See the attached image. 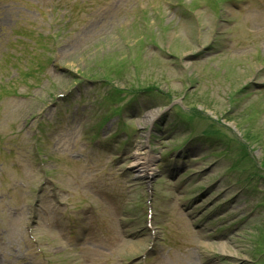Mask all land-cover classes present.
Returning a JSON list of instances; mask_svg holds the SVG:
<instances>
[{
  "label": "rangeland",
  "instance_id": "obj_1",
  "mask_svg": "<svg viewBox=\"0 0 264 264\" xmlns=\"http://www.w3.org/2000/svg\"><path fill=\"white\" fill-rule=\"evenodd\" d=\"M1 1L0 78L3 80L11 75L12 70L8 66L1 65L3 62L8 64L9 58L13 62L19 61L26 53L23 47L28 43L26 41L37 39L40 48L37 49L38 58L34 63L39 67L38 70L28 72L29 76H23L22 80H19L18 77V83H15L18 93L22 94L21 97L24 94L25 99L5 104L6 108L0 114V132L3 131L4 135H8L7 128L17 124L24 136L29 132L35 133L33 126L37 127L39 116L49 118L56 113L52 109L53 106H57L55 111H58L61 106H66L60 100L54 101L52 98L66 93L72 81L78 79V76L86 78L111 76L115 67L121 65V76L124 79L121 82L123 84L116 83L115 79L109 83L120 87L127 84L125 87L133 86L134 88L140 87L139 90L144 89L141 91V96L137 97L135 101L137 109L130 106L129 118L124 116L120 120V122L124 121L128 131L131 130L137 139L135 145L131 146V150L121 153L120 145L116 144L122 143V140L127 136H119L106 143L110 139L108 136L105 139L106 142H101L102 145L99 146L104 153L96 154L95 163H100V165L104 162L111 163L110 168L104 169L105 172H114L120 169L118 174L122 176V181L126 182L124 187L131 186L129 190L125 189L126 196L123 199L125 202L136 196L138 190L133 185L136 182L141 184L137 180H141L144 169H149L147 172L153 175L150 181L155 193V206L157 214L161 217L164 213L168 215L174 211L171 207L167 208L168 205H175L179 216L185 219L183 212L189 211L193 204L197 203V206L203 207L222 189L231 187L230 184L235 185L236 190L242 187L235 202V206L238 208L236 216L227 219L226 222L219 221L208 224L210 232H213L215 238L213 241L200 244L203 249H195L192 255L184 254V249L190 245L178 242L180 234L173 232L174 237L177 236L178 239H170L172 251L184 255L181 260L178 255L175 259L172 256L169 263L172 261V264H202L205 260L207 264H251L250 262L254 260L256 264H264V226L262 231H259V237L256 230L258 226L264 224V177L257 174L243 159L242 162H238L236 169L232 168L233 163L239 161L240 157L242 158L232 136L235 138L247 137L249 140L247 142L253 146L254 157L264 160V31L258 35L246 36L244 30L240 29L241 26L249 25V13L250 18L254 19L251 23H259L256 25L264 26V7L253 4L248 7L246 12L238 14V19H241L242 22L239 24L240 27H235L236 41L231 43L228 41L230 36L228 25L230 28H234L229 24V21L232 19L231 17H235V10L228 7L218 18H215L213 10L207 9L208 6L205 8L206 2L198 10L192 12L194 17H198L204 12L203 21L197 25L198 27H195L192 22L193 27L189 21L190 18L182 13L185 11L184 8H175L170 5L173 0H162L155 8H149L152 0H102L93 9L91 7L86 11H83L84 7L78 0H60L61 2L59 0ZM178 1L190 4L195 0ZM55 2L62 7V12L51 5ZM75 3L80 5L78 8L80 14L76 20L65 13V11L72 13L70 10ZM224 3L232 4L233 2L218 1L220 5ZM137 7L143 8L144 11ZM39 12L41 15H38ZM179 16H185L187 20L183 21ZM66 26L68 29L65 28ZM167 27L169 28L167 29ZM9 30L14 32L18 30L19 34L12 39L18 38L20 42L12 43V40L10 41ZM20 34L25 35L28 40L19 38ZM139 35L153 36L155 41V45H153L143 39L144 48L141 56L135 55L137 52L135 45L139 44L137 42ZM17 54H21L20 58L16 56ZM28 54L31 57L32 50ZM138 57L141 59L134 63L131 61ZM24 59H28L27 54ZM175 62L182 64L183 68L181 67L180 71L174 68ZM42 65L46 67H42L41 70ZM29 67V65L23 69L13 67V70L18 74H23ZM79 81L81 94H78L86 98H89L90 95L92 99L96 100L95 103L102 104V100H105L109 93L107 87L99 82L92 84ZM148 87H153V89L145 90ZM155 88L158 90H154ZM110 89L118 94L114 88L110 87ZM129 94L134 93H127L126 97L131 96ZM159 96H165V98H159ZM10 97L1 99L0 93V103ZM173 105L182 106L183 111L188 114H194V111L188 109L195 107L196 110L199 109L200 112H203L205 117L192 118L185 126H179L180 120L172 110ZM101 106L89 103L84 108H80L79 118L75 120V123L56 131L49 139V144H45V142L47 143L48 136L53 130L51 126H44L40 136L34 138L27 145L22 144L16 137V128H14L11 137H0V155L18 171L22 158H26L34 169L51 162V152L59 156L79 153L76 149L80 147V143L84 139L85 130L82 129L87 123L89 126L95 118H98L97 115L102 110ZM155 110L158 111L156 116L155 114L151 115L150 113ZM68 116L69 112L64 111L58 120L63 121ZM21 121L24 122L21 123ZM29 122L32 124L29 125ZM115 124L113 122L108 124L104 134L108 135L110 131H115L113 130ZM222 126L226 128L225 131L220 129ZM209 129L213 131H210L211 135L207 141L201 137L200 133ZM218 131H222V134L218 135ZM190 134L189 143L196 144L194 148L190 152L186 151L189 148V143H187L179 155L171 154L161 164L162 155L165 153L168 155L175 147L183 145L182 138L188 137ZM94 150L99 151L96 148ZM222 150L227 151L226 159L214 161L215 154ZM80 152L86 155L91 154V150L88 148ZM182 153L186 156L181 157ZM126 154L127 156H125ZM59 156L55 158V162L58 164ZM176 164L178 168L182 169L174 170L176 172L171 177L167 173L168 166ZM1 170L2 163L0 162V172ZM188 172L199 175L194 179L192 185L187 186V189L204 185L216 175L224 176L220 180L221 183L218 182L212 187V190H215L213 193L210 191L207 192L206 197L203 196L205 197L203 202H200L201 198L199 197L193 199L195 200L193 203L185 202L186 207L181 206L182 211L179 208L184 198L185 182L177 185V181ZM123 173L125 174L123 175ZM42 174L43 178L47 177L46 171H43ZM121 179L117 180L118 185H120ZM51 180L52 182L48 181L50 187H41L42 191H38L39 196L36 198L39 199L44 193L47 194L49 190H52L51 186H58L56 176H52ZM239 181L241 184H235ZM30 184L34 188L37 181H31ZM249 186L255 189H249ZM57 188L58 192L55 197L57 201H60V206H54V210L60 212L63 211L62 203L66 204L69 201L71 203L72 200L64 195L66 188H62L60 185ZM43 190H45L44 193ZM2 191L3 187H0V192ZM27 191L31 192V189L27 187ZM180 191L182 194L179 193ZM166 199H168L167 203H165ZM96 202L100 203L99 200H95V203L91 201L93 205H96ZM28 203L25 201L23 208L19 205V201L13 203L21 214L23 224L29 221L30 217L31 210L29 212L25 209ZM242 207L245 210H239ZM49 208L43 210L41 208L37 216L40 215L42 219H46L44 213ZM95 208L98 210L97 207ZM203 211L201 208L198 211H193L191 215H188V218L194 220ZM245 215H248L246 219ZM122 216L123 212L120 211L119 219ZM239 217L245 219L244 223L236 225L227 236L224 235L217 240L218 229L224 225L230 227V223ZM16 218L10 219V216L7 215V223L0 224V227L6 226L7 229L1 237L2 241L0 240V264H16L17 261L18 264H26L23 259L18 260L12 255L9 257L7 254H1L4 249L3 245H6L7 249L18 258H24L26 247H31L35 254L38 252L32 243L24 237L22 231L19 232L21 226H18ZM138 224L139 221L136 219L130 225L119 222L122 233L123 231L136 233L133 227ZM115 225L117 226L116 222ZM56 233V230L50 229L42 233L41 236L55 237L60 248L51 251V247H49L48 252L51 254L67 251V245L55 236ZM22 237L24 246L19 243ZM194 240L195 237H192L185 241L194 243ZM4 242L5 244H3ZM253 242H255L254 245ZM134 246L135 244L127 251L132 250L137 253L143 247ZM255 248L257 249L252 256ZM196 250H199V253ZM200 251L204 256L200 254ZM33 255L26 258L28 264H40L32 258Z\"/></svg>",
  "mask_w": 264,
  "mask_h": 264
},
{
  "label": "bare ground",
  "instance_id": "obj_2",
  "mask_svg": "<svg viewBox=\"0 0 264 264\" xmlns=\"http://www.w3.org/2000/svg\"><path fill=\"white\" fill-rule=\"evenodd\" d=\"M144 176H145V174H144Z\"/></svg>",
  "mask_w": 264,
  "mask_h": 264
}]
</instances>
